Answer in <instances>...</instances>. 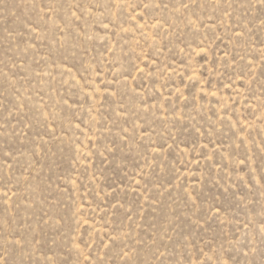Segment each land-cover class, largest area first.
I'll return each mask as SVG.
<instances>
[{"label":"rangeland","instance_id":"374dc122","mask_svg":"<svg viewBox=\"0 0 264 264\" xmlns=\"http://www.w3.org/2000/svg\"><path fill=\"white\" fill-rule=\"evenodd\" d=\"M0 264H264V0H0Z\"/></svg>","mask_w":264,"mask_h":264}]
</instances>
